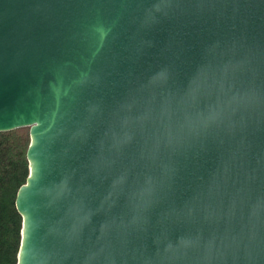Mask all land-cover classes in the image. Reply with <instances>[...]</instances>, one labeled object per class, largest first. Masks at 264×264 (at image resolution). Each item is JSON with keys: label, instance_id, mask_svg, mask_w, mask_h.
<instances>
[{"label": "water", "instance_id": "95a60500", "mask_svg": "<svg viewBox=\"0 0 264 264\" xmlns=\"http://www.w3.org/2000/svg\"><path fill=\"white\" fill-rule=\"evenodd\" d=\"M24 126L18 264H264V0H0Z\"/></svg>", "mask_w": 264, "mask_h": 264}, {"label": "trees", "instance_id": "16d2710c", "mask_svg": "<svg viewBox=\"0 0 264 264\" xmlns=\"http://www.w3.org/2000/svg\"><path fill=\"white\" fill-rule=\"evenodd\" d=\"M30 127L0 132V264H18L23 216L16 197L30 175Z\"/></svg>", "mask_w": 264, "mask_h": 264}]
</instances>
